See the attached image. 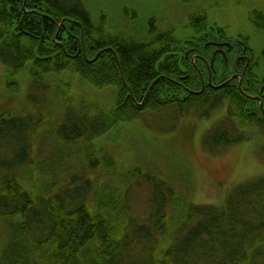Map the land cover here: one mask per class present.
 <instances>
[{
    "label": "trees",
    "instance_id": "obj_1",
    "mask_svg": "<svg viewBox=\"0 0 264 264\" xmlns=\"http://www.w3.org/2000/svg\"><path fill=\"white\" fill-rule=\"evenodd\" d=\"M24 5L54 22L63 19L65 29L57 44L53 22L0 0V60L9 90L17 91L23 76L32 87L67 71L116 92L111 108L64 109L61 122L49 127L31 109L0 110V264H264V177L243 182L220 204H193L155 172L124 171L92 143L137 113L181 105L184 114L203 106L198 99L179 102L173 83L158 78L173 65L184 69L177 58L185 34L151 21L139 35L104 18L92 22L81 0ZM233 104L206 135L213 153L216 144L225 150L244 139L235 135L241 114ZM194 110L202 118L214 109ZM140 183L150 185L146 213L133 216L127 198Z\"/></svg>",
    "mask_w": 264,
    "mask_h": 264
},
{
    "label": "rangeland",
    "instance_id": "obj_2",
    "mask_svg": "<svg viewBox=\"0 0 264 264\" xmlns=\"http://www.w3.org/2000/svg\"><path fill=\"white\" fill-rule=\"evenodd\" d=\"M238 1L241 0H81L92 22L104 18L111 25H122L123 30L136 28L138 35L147 29L150 21L154 28H176L185 23L182 21L186 16L196 13L206 12L211 20L218 18L223 22L239 11L235 5ZM242 32L253 33L249 28ZM261 44L260 36L256 35L251 45L254 56L260 53ZM5 68L0 60L1 111L26 113L31 109L36 116L42 113L44 119L58 124L64 109H80L79 106L91 103L103 109L113 105L115 87L96 88L67 71L46 76L40 85L33 83L32 87L23 76L18 90H9L3 79ZM183 108L186 109L177 105L137 113L92 143L109 152L124 171L135 166L155 172L170 186L186 193L193 204H220L243 182L264 177L262 128L236 122L235 135L242 134L244 139L230 143L225 150L216 144L218 151L213 153L204 140L208 131L226 119L225 106L202 118V111L196 113L195 108L181 114L178 109ZM50 123L44 127L53 125ZM48 149L45 139L41 144L45 156ZM149 191L148 184H134L127 198L133 216L146 213Z\"/></svg>",
    "mask_w": 264,
    "mask_h": 264
},
{
    "label": "flooded vegetation",
    "instance_id": "obj_3",
    "mask_svg": "<svg viewBox=\"0 0 264 264\" xmlns=\"http://www.w3.org/2000/svg\"><path fill=\"white\" fill-rule=\"evenodd\" d=\"M5 1L14 2L15 6L20 4L24 11L28 12L24 5L26 0ZM235 5L239 11L223 22L218 18L211 20L206 12L186 16L182 21L185 23L175 28L185 34L179 52L180 57L177 58L183 61L184 69L179 71L173 65L169 74L161 72L158 78L173 83L179 102L194 103L198 99L197 102L202 103L199 106H203L195 109L216 110L225 106L226 110L230 109L231 102L234 101L232 110L241 114V118L237 119L239 123L242 120L245 124L258 125L262 128L264 127V0H241ZM29 12L39 14L40 17L53 22L55 32L52 41L62 45L61 38L56 34L61 29H65L64 20L54 22L51 16L44 12ZM247 28L253 33L242 34ZM256 35L262 40V48L260 53L254 56L251 45ZM79 44L83 45L82 42ZM99 53H95L92 60L97 58ZM109 53L113 54L112 50ZM166 58L169 59V54ZM177 61L171 63L175 64ZM127 94L130 95V92ZM219 100L220 102L217 103ZM136 105L138 106V103ZM226 115L227 110L225 117Z\"/></svg>",
    "mask_w": 264,
    "mask_h": 264
}]
</instances>
